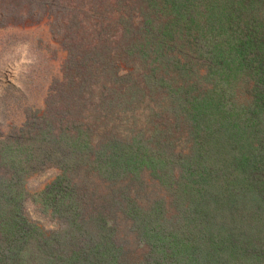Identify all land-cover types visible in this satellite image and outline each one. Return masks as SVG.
<instances>
[{
	"label": "rangeland",
	"instance_id": "374dc122",
	"mask_svg": "<svg viewBox=\"0 0 264 264\" xmlns=\"http://www.w3.org/2000/svg\"><path fill=\"white\" fill-rule=\"evenodd\" d=\"M114 1L0 0V264H61L65 258H77V264H264V240L258 238L264 219V99L242 74L149 64L142 95V66L122 64L117 75L129 72L139 90L133 100L127 90H117L120 103L110 106V86L87 85V95L77 101L84 105H75L83 132L79 150L73 136L59 138L58 130L48 128L55 143L42 162L38 150L47 154L41 142L48 134H35L38 126L72 119L61 116L65 110L56 116L68 102L55 95L70 82L63 79L64 44L93 42V30L107 23L95 13L109 8L116 17ZM206 47L210 54L222 48ZM75 84L83 83L78 78ZM82 94L80 89L77 98ZM101 105L113 114L105 117ZM109 132L122 152H134L129 174L137 186L129 187L126 198L138 205L136 212L158 202L141 233L115 203L131 161L106 160L114 145L105 138ZM62 179L74 189L60 192L64 209L53 193L57 185L65 187ZM239 191L255 192L257 207H234L231 201L224 216L232 212L235 219L223 222L215 202L224 206ZM45 240L52 241L48 252H42Z\"/></svg>",
	"mask_w": 264,
	"mask_h": 264
},
{
	"label": "trees",
	"instance_id": "16d2710c",
	"mask_svg": "<svg viewBox=\"0 0 264 264\" xmlns=\"http://www.w3.org/2000/svg\"><path fill=\"white\" fill-rule=\"evenodd\" d=\"M112 6L116 7V12H118L114 18H112L109 8L95 13V15L99 14L103 21L107 19V23L100 24L96 31L93 30L91 33L95 34V38H92L93 42L88 43V40H85L87 43L84 41H67L64 44L67 67L64 68V71L62 70L65 74L63 79L65 81L70 79V82L69 85L65 86V90L55 92V95L59 98H67L68 102L65 103L67 106L64 105L60 108L61 112H57L56 116L60 117L62 110H65L61 116H69L72 119L71 121L58 120L56 125L53 123L50 125V121L47 122L48 124L41 122L46 132L42 133L40 131L39 127L41 125L38 126L37 131L35 130V134H48V136H44L41 142L46 148L47 154L41 149L38 150L44 156L43 163L49 157V146L55 143V140L50 141L49 137L52 133L55 136V130L60 132L59 138L65 135L73 136V149L79 150L81 140H83L81 139L83 132L79 130L76 124L79 123L76 119L81 116V111L78 109L79 106L75 105H79L80 103L77 101L87 95L85 92L87 85L100 84L105 88L110 86L109 89L115 93L106 96V104L110 106H118L120 103L121 97L118 98L119 100L116 97L117 90L122 92L127 90V97L131 98V101L133 100L132 96L139 90L135 80L131 79L129 72L117 75V69L122 68L120 66L122 64L127 69L136 65V62H139L142 66L141 81L144 85L140 90L141 94L144 93L145 88L149 87L147 81L149 78L147 70L149 64H157L159 70H163L164 66L167 67L168 65H175V68L180 65L181 69V66L188 65L189 68H192L195 64L204 66L208 73L211 71L221 73L224 70L242 74L243 79L248 78V82L255 92L264 99V92L261 90L264 85V0H115ZM107 14L110 15L106 17ZM115 38L118 39L115 40ZM185 38H188V40L185 41ZM176 40L179 42H176ZM219 44L222 48L212 50L213 53L210 54L206 46ZM181 58L185 60L183 63H180ZM192 70L196 69L192 68ZM78 78L83 84H75V80ZM260 85L262 86L260 87ZM80 89L83 94L77 98ZM56 97L52 96L53 101ZM81 104L84 105V103ZM99 108L104 112L105 117L113 114L109 108H103L102 105ZM104 109L109 110L105 111ZM101 125L100 123L99 126ZM48 128L54 131L50 133ZM108 134L105 138L108 142L113 141L114 145L110 149L106 147L109 150L106 154L100 150L99 155L104 153L106 160L117 161L123 158L131 161L122 172L121 179L127 180V182L123 186L124 190H117L114 193L115 195L120 194L116 198L118 201H115V203L122 211V215L127 220H132V227L135 231L141 233L146 229V226H144L146 220L152 221L153 214L149 212L153 209L156 211L155 207L158 202L156 200L152 201V204L148 205L146 209L139 208L136 212L135 208H138V205H134L132 199L128 200L126 198L128 195L125 194L129 191V187L137 186L130 184L132 176L129 174L131 172L129 166L135 163L132 162L135 161L133 158L134 152L130 150L122 152L123 149H119L115 145L117 142L116 136L110 138V132ZM44 139L48 142H44ZM81 150L80 148V153ZM38 151L37 153H39ZM79 159L81 158L79 157ZM37 167H39V161H37ZM61 183L65 187L57 185V190L53 189L54 202L58 203L59 208L64 209L62 204L64 199L61 195H65L66 192L68 195L69 193L72 194L74 189L72 185L70 186L69 179H62ZM82 189L85 190L84 187ZM136 192L138 191L136 190L134 193ZM248 192L244 191L242 194L240 191L235 194L232 193L231 198L224 201V206L215 202V210L220 211L219 214L215 215H219L218 218L220 219L223 218V222L228 219L229 223L233 221L235 217L232 212L228 211L229 215L224 216L226 209H228L227 205L231 201L234 202V207L237 205L236 202L239 203V206L255 205L257 207L256 203L260 200V197L256 196L255 199V192L250 195ZM81 194L83 193L81 192ZM57 199L60 200V203ZM252 200L255 203H252ZM122 203L123 206H120ZM59 215L64 220V212H59ZM131 215H133L132 218ZM261 221V235L258 238L264 240V219ZM149 227L151 226L149 225ZM51 244L52 241L45 240L42 243V252H48L51 249ZM6 259L7 257H5ZM13 260L16 262V257ZM76 260L77 262H72L71 258L69 260L65 258V261H60V263L77 264L78 259L76 258Z\"/></svg>",
	"mask_w": 264,
	"mask_h": 264
}]
</instances>
